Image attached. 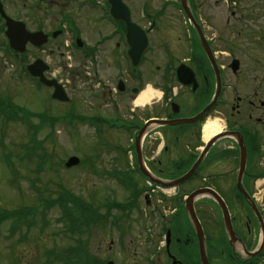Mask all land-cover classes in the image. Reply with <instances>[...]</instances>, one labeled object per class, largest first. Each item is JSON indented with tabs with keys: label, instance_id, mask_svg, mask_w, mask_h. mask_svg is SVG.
Wrapping results in <instances>:
<instances>
[{
	"label": "flooded vegetation",
	"instance_id": "obj_1",
	"mask_svg": "<svg viewBox=\"0 0 264 264\" xmlns=\"http://www.w3.org/2000/svg\"><path fill=\"white\" fill-rule=\"evenodd\" d=\"M185 1L193 23L186 17L182 0H160L155 9H152L153 0H141L138 13L135 9L136 0H121L125 8L118 10V13L128 15L129 20L143 30L145 37L143 42L146 48L137 67H133L135 58L131 56L132 47L128 45L123 21L112 20V24L99 26L98 29V25L92 27L89 23H93L96 14L101 18L108 15L107 0H80L67 12L70 18H81L84 29L70 25L64 30L58 29L57 36L51 39L50 43L59 50L58 44L65 47L66 52L60 54L63 56L69 54V49L73 48L76 39L80 38L83 50L79 58L82 81L81 116L84 119L82 121L101 122L102 125L107 123L115 127L112 133L117 136V142L112 143L117 148L118 159H121L118 170L123 174L132 178H143L145 172L154 179L168 182L162 177L168 176L169 179L178 173L181 175L191 168L206 150L192 178L186 180L185 189L180 191L185 193L180 206L174 207L168 215L165 213L161 217L158 226V233L161 234L160 262L264 264V195L258 199L260 192L264 191V168H259L263 159L261 150L264 149L261 147L259 132V123L264 121V72H256L249 78L246 72L239 69L240 59L245 56L250 63L260 65L261 70L264 68V55L259 52V44L264 42V36L261 34L264 30L261 25L264 6L259 10L258 17L251 19L255 22L252 23L243 17L241 10L231 8L249 0H220L230 11L225 23L228 25L233 21L230 28L236 34L241 31V23L254 25L255 40L249 41L250 35L247 34L246 40L242 42L245 41L247 46L255 45L256 49L250 48V52H245L233 46L235 36H220L215 31L210 33L208 19L201 8L209 0ZM217 1L219 0H215V3ZM173 13L178 17L179 28L162 24L166 21L165 16L170 17ZM138 16L143 24L137 20ZM106 27L109 29L103 33L102 30ZM166 29L172 33L171 41H176L173 43L174 48L180 46L176 47L177 51H174L171 42H168ZM245 29L248 30L247 27ZM137 37L140 42L143 40V36ZM203 42L209 48L211 60L203 50ZM180 51L185 57L178 59ZM48 52L50 53L51 49ZM159 54L163 60L157 58ZM179 66H182V69L176 76L175 69ZM105 67L113 68V73L104 74ZM215 67L219 76L218 95ZM147 70L150 74L144 78ZM233 79L239 89H234L235 93L232 95ZM246 80L256 81L254 86L258 88L246 86ZM147 84L158 90L160 95L153 103L136 108V100ZM93 95L95 97H92ZM87 99H93L92 105L85 104ZM213 101L212 107L195 122L175 124L178 120L199 114ZM122 102H126V109L119 108ZM104 105L107 109L103 111H109L106 113L108 115L101 114L104 113L100 110ZM216 115L222 119L216 118ZM245 117L248 120L244 121ZM211 119L221 120L225 130L205 141L203 124ZM152 121H164L169 124L154 125L155 127L151 128L149 122ZM155 129L158 131H153ZM239 136L242 148L245 149V168L240 184V189L245 195L238 191L239 187L235 184L239 170L240 142L236 140ZM136 140L141 141L140 157L137 155ZM158 143L161 144L160 150L154 149ZM138 157L143 163V169L137 165ZM214 162L218 163L213 164ZM218 165H223L224 168ZM145 183L147 184V181ZM148 187L151 191L150 183ZM192 192L203 193L192 203L196 219L193 223L188 216L181 215V208ZM214 195L220 198L226 208L232 237H229L228 231L224 229L227 228L223 221L224 212L220 206L221 202L215 199ZM148 196L158 198L159 194ZM158 202L159 200H156L154 203ZM146 204L156 208L149 200ZM161 209L164 210L163 207ZM152 212L156 218V210ZM149 263L151 264L150 261Z\"/></svg>",
	"mask_w": 264,
	"mask_h": 264
},
{
	"label": "rangeland",
	"instance_id": "obj_2",
	"mask_svg": "<svg viewBox=\"0 0 264 264\" xmlns=\"http://www.w3.org/2000/svg\"><path fill=\"white\" fill-rule=\"evenodd\" d=\"M159 1L153 0L152 9L157 7ZM49 2L50 5L48 4ZM79 2L80 0H3L5 10L10 17L23 20L31 30L43 29L44 31L55 29L61 23L64 26V19L60 20V15H69L67 11L72 10ZM136 2L137 6L135 9H137L138 13L141 0H136ZM216 3H221L223 6L216 5ZM216 3L215 0H209L201 7L208 19L207 23L210 27V33H214L215 31L220 36H235L236 40L235 43L233 42V46L245 52H250V48L256 49L255 45L247 46L245 45V41L242 42V40H246L247 34L250 35L249 41L255 40L254 25L248 23L244 25L241 23V31L239 34H236L230 28L233 26V21H230L228 25L225 23L230 11L227 10V7L220 0ZM263 6L264 0H249L239 3L238 6H231V8L232 10H241L244 13L243 17L251 21V19L258 17V14H260L259 10ZM236 16H234L235 19ZM71 17L72 19H69L68 24L83 28L81 18ZM136 18L143 24L141 17L138 16ZM177 18L174 13L170 17L165 16L164 20L166 21L162 24L168 27L169 24L175 25V27L179 28ZM93 19V23L89 22L92 27L98 25V29L99 26L106 25L98 14ZM237 20H239V17ZM261 25L264 26V16ZM211 26L213 27L212 29ZM246 27L248 28V32L245 29ZM107 29L109 28L103 29V33ZM166 30L168 31V42L170 41L171 46L174 48L173 43H176V41H171L172 33L169 29ZM261 34L264 36V30ZM176 47L179 48L180 46H175L174 51H177ZM69 52L74 53L75 57L80 55L79 51L72 48L69 49ZM259 52H263L264 55V42L262 45L259 44ZM178 53L180 54L177 55L178 59L185 57V54L181 53V51ZM47 54L48 50L45 54L36 50H30L24 57L15 58L14 55L6 50L3 36L0 33V99L12 105L25 107L34 113L45 111L52 117H55V114H57V116H61L62 118L67 105H64L65 107L63 108L60 106L61 104L59 105V103L52 101L48 90L44 87L38 89L32 88L31 86L34 82L22 70L34 57H39L47 60L54 73H57L59 63L63 61L60 55L61 50L53 45L51 46L50 57ZM238 57L241 56L238 55ZM157 58L163 60L160 54ZM240 60L239 69H242L241 72H246L249 78L253 77L256 72H264V68L261 70L260 65L250 63L249 60H246V56ZM247 61L248 63H246ZM72 62L74 61L68 60L69 70H73L75 66ZM153 70L156 73L154 67ZM76 71L79 73L78 70ZM113 71L114 69L110 67L103 69V73L107 75H111ZM233 72L235 71L233 70ZM149 74L147 70L144 73V78ZM62 79H66V77ZM78 79V77L73 76L68 80L71 82L73 92L77 91L76 94L73 93V96L76 97L73 103L77 105V110L79 111L82 96L80 80ZM246 81H248V84H245L246 86L251 85L255 89L258 88L254 86L256 85V81ZM237 88L239 89L236 80H234L232 95L235 93L234 89ZM143 89L144 92L141 97L147 100L148 105L153 103L160 95L158 90H154L149 86H144ZM243 94H247V92H243ZM83 97L85 98V95ZM92 97L95 96L93 95ZM92 100L87 99L85 104L87 106L92 105ZM136 105V108H143L140 107L139 103ZM125 106L126 102H122L121 105L119 104V108L121 109H124ZM106 109L104 105L100 110L104 112L103 110ZM108 112L101 114L108 115L106 114ZM216 118L222 119L219 115H216ZM254 118L252 121H254ZM245 120H248V118L245 117ZM209 121H212V119ZM209 121L203 124V128ZM215 121L218 122L221 130L224 131V123L218 119ZM32 122L37 123V120L33 119ZM259 124L261 147L264 148V121ZM90 131L81 126L69 127L60 121L54 125L51 134H49V129L45 128L35 135V140L37 142L42 141V144L40 147H36L34 155L38 154L44 155L46 158L49 157L44 166L40 168L38 158L34 157L31 161L25 160L26 155L23 147L26 145L30 147L32 143L30 132L26 129V126L20 120L3 124L0 118V215L20 208L34 211V213H28L25 217L28 226L25 227L23 224H20L13 231V235H11L13 220L6 221L0 226V264H48L47 261L50 260L46 257L48 250L61 252L63 250L66 251L67 248H76L80 259L83 261L82 264H104L108 260L113 261L114 264H146L147 258L151 254L153 256L156 253L153 251L160 246L159 242L161 241V234L158 233L157 228L155 229V226H159V220L157 217L155 218L153 212L150 213V211H155V208L152 206L148 207L146 201L149 200L154 203L156 200H159L157 205H155L159 206L156 210L162 206L164 210H160L159 212L168 214L174 207L180 206L179 203L183 200L185 193L180 192L178 195L175 193L176 196H174V193L166 194L163 195L164 199L161 197L157 199L154 196L148 198V195L145 199L144 194L135 201L134 205H136V209L127 211V207L125 206L129 202L131 191L124 187L130 185L129 177L119 174L117 177L118 185L115 182V176L111 175V178L108 176L109 171L119 168L118 163L121 159H116L110 147L102 146L101 148L99 140L102 137H98V135L94 136L92 131ZM104 135L109 137L110 141L117 142V136L113 133ZM200 136L202 137L201 131ZM160 147L161 144L158 143L157 148L155 147L154 149L160 150ZM261 153L263 159L259 168L262 169L264 168V149L261 150ZM4 154H7L8 159L13 163L17 172L16 183L10 181L12 175L6 166V162L3 160ZM21 156L23 158H20ZM69 156L78 157L82 163L85 160L93 162V166L87 167V169L91 170L94 168L93 172L96 175H93L89 170L85 171L82 165L64 169V166H61V162ZM215 163L217 164L218 162H214L213 164ZM218 166L224 168L223 165ZM162 178L168 180V176H163ZM108 179H111V182ZM61 192L77 196L88 203L93 212L99 216L107 215V217L102 218L104 219L103 221H93L87 230L82 228L80 231L71 234L66 229L67 221L64 217V212L59 207L41 206L44 200H54ZM158 194L160 195V193ZM262 195H264V191L260 192L258 199ZM111 201H115V205H108ZM71 210L75 215L80 213L77 206H72ZM78 227V225H72L73 229H78ZM73 254L75 253H66L69 257L74 256ZM74 258L71 259L70 264H76ZM53 261H55V258ZM55 262L53 264H61L58 260ZM159 262L158 258L156 264H164L162 260Z\"/></svg>",
	"mask_w": 264,
	"mask_h": 264
},
{
	"label": "bare ground",
	"instance_id": "obj_3",
	"mask_svg": "<svg viewBox=\"0 0 264 264\" xmlns=\"http://www.w3.org/2000/svg\"><path fill=\"white\" fill-rule=\"evenodd\" d=\"M151 96V95H150ZM141 98V99H140ZM139 101V102H138ZM147 100L145 99V98H142L141 96L138 98V100H137V103H139V104H143L144 102H146ZM192 121V119H186V121L184 122V123H189V122H191ZM202 131H203V139L205 140V141H209V140H211L212 138H214L215 136H217V135H219V134H221V128H220V126H219V124H218V122L217 121H209V122H207L206 123V125L204 126V128H202ZM142 133V132H141ZM140 133V134H141ZM240 138H236V140H239ZM141 142V141H140ZM136 147L138 148H140L141 146L140 145H137V143H136ZM139 148H138V151H139ZM137 155L140 157V154H139V152H137ZM139 157H138V159H139ZM138 159H137V161H138ZM243 162V160L241 159L240 160V163H242ZM141 163V162H140ZM197 166L198 165H194L192 168H189V169H187V170H185L181 175H179V173L177 174V175H175V176H173V178H172V180H171V182H169L170 183V186L172 187V188H170V189H168V190H166V192H169V193H165V192H163V191H161V192H163L164 194H171V193H174V196H176V194L178 195L179 193H180V191H182V190H184L185 189V183H186V180H187V178H189V179H191L192 178V176H193V174H194V172H195V169L197 168ZM187 173H189L188 175H187ZM241 174H243V171H242V167H241V171H240V175ZM166 185H167V183H165ZM237 187H239L238 188V191L240 192V184H238L237 185ZM171 191V192H170ZM176 193V194H175ZM201 194H203L202 192H201ZM64 195V192H61L60 194H59V196H63ZM193 198V195H191V197L188 199V201L184 204V206L181 208V215H183V217L186 215V216H188L189 217V219L192 221V223H193V219L191 218V214H190V212H189V208H191L192 206H191V204L195 201V199H192ZM218 202V201H217ZM219 203V202H218ZM154 204V203H153ZM220 204V203H219ZM154 205H156V204H154ZM221 207H222V205H220ZM223 214V213H222ZM168 215V214H167ZM226 219H229V215H227L226 216ZM226 219H225V216H224V214H223V221H224V223H225V225L227 226V228H224L225 229V231H228V233H229V237H232V235H231V227H229V223L228 222H226ZM159 229V227L158 226H155V229ZM164 227H163V225L161 226V229H163Z\"/></svg>",
	"mask_w": 264,
	"mask_h": 264
},
{
	"label": "water",
	"instance_id": "obj_4",
	"mask_svg": "<svg viewBox=\"0 0 264 264\" xmlns=\"http://www.w3.org/2000/svg\"><path fill=\"white\" fill-rule=\"evenodd\" d=\"M0 14L6 19V25L8 27L6 35L10 40L11 47L19 50L21 47L20 40H22V38L25 36V33L23 31V26L19 23H15L9 20L8 18H6L1 9V6H0Z\"/></svg>",
	"mask_w": 264,
	"mask_h": 264
}]
</instances>
